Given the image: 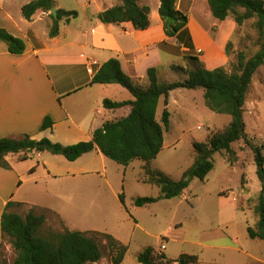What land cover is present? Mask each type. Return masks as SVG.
<instances>
[{
	"label": "rangeland",
	"instance_id": "rangeland-1",
	"mask_svg": "<svg viewBox=\"0 0 264 264\" xmlns=\"http://www.w3.org/2000/svg\"><path fill=\"white\" fill-rule=\"evenodd\" d=\"M26 1L11 0V12L17 17L22 16L18 5ZM57 1L63 8L78 13L74 27H79L86 35L92 34L95 23L86 18L90 9L84 5L92 0ZM141 3L152 8V24L158 29L157 17L160 19V14L156 5L159 0H142ZM178 8L189 16L190 33L193 28L197 46L202 47L203 52L196 48L184 49L180 52L182 54L164 55L165 60L193 69L201 66L193 57L211 56L218 61L216 67L222 66L227 72H232L238 64L240 52L251 57L260 49L254 18L242 25H238L232 16L223 21L216 19L208 0H179ZM39 33L42 39L47 40L46 25L39 29ZM227 40L230 44L226 51L219 49ZM185 77L180 70H165L160 81H182ZM135 83L144 88L149 86L148 81ZM119 89H122L117 92L120 100L132 99L129 90L125 87ZM164 107L162 97L158 120H161ZM168 108L171 122L168 129L164 127V148L150 166L179 180L194 163L193 143L207 141L212 132L228 125L231 117L212 111L205 103L203 90H173L169 95ZM244 111L249 138L258 145L263 144L264 64L253 75ZM107 113L109 118H114L112 112ZM69 125L72 123H58L55 131L46 133L45 137L64 145L87 141H77L81 137L79 134L67 136ZM232 148V154L215 152L212 155L215 168L204 180L192 179L183 195L145 206L134 205V200L157 196L160 188L144 181L146 171L144 166H140L143 162L135 160L124 166L96 150L70 161L62 155L44 151L41 167L35 174L36 180L28 173L27 177L31 178L18 196H27L36 204L33 207L22 205L15 210L24 217L30 211L43 214L46 218L41 228L43 234L70 228L113 235L128 246L121 264H141L137 257L149 246L172 260H177L182 254L198 255L199 261L191 264H264V240L252 239L248 234V226L254 225L258 219L254 206L262 189L254 154L244 140L233 143ZM45 160L49 163L48 169L44 168ZM49 172H52L51 177ZM243 174L247 179L246 190L242 187ZM27 177L23 180L26 181ZM122 192L126 194L128 209L119 198ZM96 237L103 257L94 264H111L115 252L111 251L108 239L100 235ZM16 257V250L6 239L0 247V264H13Z\"/></svg>",
	"mask_w": 264,
	"mask_h": 264
},
{
	"label": "trees",
	"instance_id": "trees-1",
	"mask_svg": "<svg viewBox=\"0 0 264 264\" xmlns=\"http://www.w3.org/2000/svg\"><path fill=\"white\" fill-rule=\"evenodd\" d=\"M142 0H121L98 14V18L105 24L131 23L137 30H146L151 25V7L142 4ZM159 14L163 21V28L167 37H174L180 46L195 49L193 37L189 28V16L178 8L179 0H159ZM213 16L219 20H226L232 16L238 25L254 18V26L259 31L260 49L251 57L240 52L238 64L232 72H227L222 66L207 68L198 58L201 66L193 69L173 65L177 70L185 73L182 81H160L158 69L150 67L147 71L149 86L144 88L136 84L130 75L125 73L117 58L104 62L93 77V84H120L129 90L133 100L116 101L105 99L103 104L108 109H118L130 106L128 115L117 120H109L94 130L93 137L88 141L64 145L53 142L49 138L35 140L30 135L21 137L0 138V166L10 168L5 159L10 153L49 151L60 154L70 161H75L82 155L98 149L106 157L129 166L135 160L145 162L146 175L144 181L159 186L157 196L137 197L134 205L145 206L183 195L189 188L192 179L204 180L215 168L212 155L218 151L233 153L232 145L244 140L254 154L257 174L262 184L254 213L258 216L254 225L248 226V234L252 239L264 240V143L258 145L248 136L244 117L246 96L253 75L264 64V0H208ZM56 6L55 0H32L22 7V14L27 20L42 10L48 13L52 20L49 36L56 37L60 30V21L67 17H77L76 11L57 9V15L51 13ZM0 40L6 43L12 54H22L26 50L23 38L17 37L7 29L0 27ZM230 44V42L227 44ZM178 88L203 90L206 105L214 112L228 114L231 120L228 125L212 132L207 141L194 142L196 153L193 165L184 173L181 179L174 180L160 170H154L150 164L164 148L165 128L171 122V112L168 108L170 93ZM164 97L165 107L161 120H158V106ZM54 124L50 116H46L40 130L51 128ZM165 127V128H164ZM26 159V154L21 156ZM32 172L34 169L31 170ZM242 187L246 190L247 179L242 175ZM126 205V194L119 196ZM21 203L10 201L2 214L1 230L4 239H9L17 252L13 264H94L103 257L101 245L96 236L108 239L112 252H115L111 264H121L128 251V246L109 233L97 231H82L66 228L60 232L43 234L41 228L45 222L43 214L30 211L26 216L7 210ZM137 260L141 264H165L179 262L191 264L199 261L198 255L182 254L177 260H172L164 253H158L154 247H147Z\"/></svg>",
	"mask_w": 264,
	"mask_h": 264
},
{
	"label": "crops",
	"instance_id": "crops-1",
	"mask_svg": "<svg viewBox=\"0 0 264 264\" xmlns=\"http://www.w3.org/2000/svg\"><path fill=\"white\" fill-rule=\"evenodd\" d=\"M30 1L19 2L21 13L23 5ZM55 1L56 9L67 10ZM120 2L92 0L84 4L90 9L86 18L95 23L92 34L86 35L79 27H74L76 17L69 21L64 17L60 21L59 34L50 37L52 20L47 12L38 10L31 20H27L23 14L17 17L11 12V0H0V27L23 38L26 43L24 53L12 54L6 43L0 40V138L28 134L35 140H41L48 138L45 137L46 133H53L58 123H72L68 126L67 136L76 137L79 134L81 137L77 141L91 140L94 130L104 122L122 118L131 110L130 106L118 109L104 107L103 102L107 98L124 101L117 94L122 91L119 89L122 85L92 83L104 62L111 58L119 59L123 71L138 83L148 81L147 71L150 67L158 69L159 78L165 70H175V63L165 60L164 55L182 54L180 52L186 48L180 46L176 38L165 35L161 17H157L158 29L157 26L154 28L151 19V25L146 30H137L129 22L105 24L100 21V12ZM159 6L160 1L156 11ZM44 25L47 27V40L42 39L39 33ZM192 31L196 50L203 52V48L197 46ZM228 43L227 40L219 49L224 48L226 51ZM197 57L207 68H215L218 62L211 56ZM133 99L132 96L128 100ZM107 112H112L114 118H109ZM46 116H50L54 124L51 128L40 130ZM24 154L27 156L25 160L21 158ZM42 156L43 153L38 151L10 153L5 157L10 168L0 166V247L6 242L1 230V219L7 204L10 201L21 203L7 208L13 212H17L15 209L22 205L33 207L36 204L27 196H18L31 178L27 177L28 173L36 180L35 174L41 167ZM43 165L48 169L47 160ZM140 166L145 167V162ZM25 176L26 181L23 180ZM48 176L51 177L52 172ZM9 244L12 246L10 241Z\"/></svg>",
	"mask_w": 264,
	"mask_h": 264
},
{
	"label": "water",
	"instance_id": "water-1",
	"mask_svg": "<svg viewBox=\"0 0 264 264\" xmlns=\"http://www.w3.org/2000/svg\"><path fill=\"white\" fill-rule=\"evenodd\" d=\"M51 13H53L56 16L57 15V9L55 7L52 8Z\"/></svg>",
	"mask_w": 264,
	"mask_h": 264
},
{
	"label": "built area",
	"instance_id": "built-area-1",
	"mask_svg": "<svg viewBox=\"0 0 264 264\" xmlns=\"http://www.w3.org/2000/svg\"><path fill=\"white\" fill-rule=\"evenodd\" d=\"M200 52H201V50H200Z\"/></svg>",
	"mask_w": 264,
	"mask_h": 264
}]
</instances>
